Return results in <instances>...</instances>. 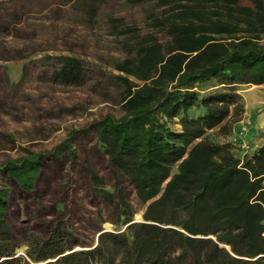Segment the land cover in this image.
<instances>
[{"label": "trees", "instance_id": "1", "mask_svg": "<svg viewBox=\"0 0 264 264\" xmlns=\"http://www.w3.org/2000/svg\"><path fill=\"white\" fill-rule=\"evenodd\" d=\"M145 7L143 26L110 16L125 53L116 75L124 113L95 120L101 148L116 175L127 176L146 204L143 220L117 177L108 190L96 171L94 188L116 202L123 232L106 231L90 249L70 251L59 220L47 236L32 234L25 253L8 221L10 191L0 184V264H264V143L243 157L230 134L243 110L240 84L264 83V0H129ZM94 17L104 0H64ZM54 79L80 84L85 62L61 55ZM220 88L201 94L198 85ZM179 117V130L171 122ZM75 128L49 150H26L0 164L2 174L32 190L43 162L68 153L89 133ZM51 259V260H49ZM49 260V261H47Z\"/></svg>", "mask_w": 264, "mask_h": 264}, {"label": "rangeland", "instance_id": "2", "mask_svg": "<svg viewBox=\"0 0 264 264\" xmlns=\"http://www.w3.org/2000/svg\"><path fill=\"white\" fill-rule=\"evenodd\" d=\"M63 1L0 0V164L28 149L49 150L72 129L86 125L91 129L75 137L76 159L63 153L43 162L32 190L22 189L0 171V184L10 191V228L21 244L16 255L25 259L27 238L32 234L47 236L59 220L70 244L69 252L95 247L103 232L128 230L130 222L121 224L117 203L94 188L92 171L99 174L108 190L115 188L118 177L134 211L132 221L143 220L146 207L127 176L121 172L116 175L101 148L95 123L108 112L117 116L124 113L123 85L116 75L120 73L117 63L124 61L125 53L119 38L111 34L108 18L119 16L143 26L145 7L129 0H104L98 13L89 17ZM242 2L248 4L250 0ZM61 55L85 62L82 83L54 79ZM219 88L212 80L196 89L207 94ZM238 92L243 110L232 132L222 134L217 127L209 135L218 142H238L234 152L243 157L250 154V145L243 139L253 135L250 128H254V117L262 121L264 136V83L240 84ZM243 122L248 127L240 134ZM171 126L181 128L179 117ZM243 143L248 147L240 146ZM41 263L44 262H31Z\"/></svg>", "mask_w": 264, "mask_h": 264}, {"label": "crops", "instance_id": "3", "mask_svg": "<svg viewBox=\"0 0 264 264\" xmlns=\"http://www.w3.org/2000/svg\"><path fill=\"white\" fill-rule=\"evenodd\" d=\"M261 123L262 121L259 120L258 117L253 118L252 126L254 127L253 129L250 128L252 131V136L250 139L247 137H244V141L247 142L250 146V149L247 150L250 153L253 152L255 149H257L261 144L264 143V136L261 131ZM245 153V152H244Z\"/></svg>", "mask_w": 264, "mask_h": 264}, {"label": "built area", "instance_id": "4", "mask_svg": "<svg viewBox=\"0 0 264 264\" xmlns=\"http://www.w3.org/2000/svg\"><path fill=\"white\" fill-rule=\"evenodd\" d=\"M247 127H248V124L243 122V125H241V127H240L239 133L240 134L244 133V131L246 130ZM236 143H238V142H234V144H236ZM240 146H242L243 148L248 147L247 144H245V143L241 144Z\"/></svg>", "mask_w": 264, "mask_h": 264}]
</instances>
